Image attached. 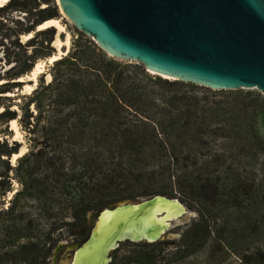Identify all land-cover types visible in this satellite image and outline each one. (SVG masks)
Returning a JSON list of instances; mask_svg holds the SVG:
<instances>
[{
  "label": "trees",
  "instance_id": "obj_1",
  "mask_svg": "<svg viewBox=\"0 0 264 264\" xmlns=\"http://www.w3.org/2000/svg\"><path fill=\"white\" fill-rule=\"evenodd\" d=\"M39 4L45 8L37 10ZM8 11L31 18L11 20L0 37L9 66L0 72L6 81L0 84V264H48L63 231L79 236L89 213L128 199L164 196L196 207L200 219L181 238L180 250L198 249L211 236L219 240L217 210L246 216L253 232L264 228L260 92H215L149 76L141 65L107 57L74 28L67 55L51 66L50 83L41 76L37 88L23 96L18 115L1 102H11L7 95L22 86L16 80L52 56L54 29H37L60 12L53 0H10L0 7L1 29ZM28 35L33 37L23 42ZM12 121L40 146L17 159L14 177L10 160L20 145L10 141ZM32 164L47 175L29 171ZM23 175L29 183H21L5 208L12 180ZM63 198L68 218L52 215ZM250 258L240 264H253Z\"/></svg>",
  "mask_w": 264,
  "mask_h": 264
},
{
  "label": "water",
  "instance_id": "obj_2",
  "mask_svg": "<svg viewBox=\"0 0 264 264\" xmlns=\"http://www.w3.org/2000/svg\"><path fill=\"white\" fill-rule=\"evenodd\" d=\"M55 1L60 14L113 60L137 63L155 76L215 92L256 90L264 96V0ZM67 53L55 55L59 58L47 61L48 65ZM29 74L20 83H32ZM158 199L177 202L184 209L177 219L187 215L177 199L164 196L109 205L87 215L88 234L82 243L59 245L48 264H81L82 256L94 249L99 252V261L105 258L110 264L111 253L122 243L167 240V229L154 241H132L121 239L122 227L116 228L118 219H123L125 226L133 213L131 208L145 206L148 211V205ZM105 213L114 214L110 223L113 231L93 238ZM173 221H167L168 227ZM61 250L65 255L62 262L58 260Z\"/></svg>",
  "mask_w": 264,
  "mask_h": 264
},
{
  "label": "rangeland",
  "instance_id": "obj_3",
  "mask_svg": "<svg viewBox=\"0 0 264 264\" xmlns=\"http://www.w3.org/2000/svg\"><path fill=\"white\" fill-rule=\"evenodd\" d=\"M56 4V1L53 0ZM45 8L44 4H39L37 10H42ZM35 10L32 11L31 14H34ZM30 13H21V12H6L2 19V29L0 28V37L6 34V29L11 27L10 21L12 20H20L27 21L31 18ZM60 26L63 28L61 32L57 30V28H53L55 31L54 41L52 43L53 54L50 58L55 55H60V52L69 51L71 42H72V32L74 27L60 14V17L56 19ZM5 26V27H4ZM25 37V36H23ZM25 42L27 40L23 39ZM33 37V36H32ZM90 39V38H89ZM1 40V39H0ZM68 40V44L66 45L65 41ZM92 41V39H90ZM57 41L62 42L61 46L58 48L56 45ZM39 60L37 63H43V70L32 83H21V87L15 91L13 94H8L7 96L11 97V102L2 101V104L10 105L11 110H15L18 115H20V107L24 105V100L22 99L24 95H29L33 90L37 88L40 84V77L43 76V80L45 84L50 83L51 75L50 69L51 65H48L47 61L49 59ZM59 58V57H58ZM63 58V57H61ZM121 64L126 65H140L137 63H128L115 60ZM52 62V61H51ZM36 63V64H37ZM142 66V65H141ZM9 68L8 65L3 61V52L0 50V72L3 73L5 70ZM147 73V72H146ZM149 76H155L153 74L147 73ZM158 77V76H155ZM23 78V77H22ZM163 80L162 77H159ZM20 80H16V82H23ZM171 81V80H168ZM6 82L5 80H1L0 84ZM203 88V87H202ZM204 91V90H202ZM3 111V108H0V112ZM8 131L11 133L10 141L17 142L20 145L18 156L14 158V155L11 157L10 166L13 168L10 171V175L14 177L16 175V168L18 166L17 159L24 156L35 154L38 145L32 144V141H29V137H26L25 134L20 130L17 121H14L12 125L9 123ZM9 137V136H8ZM35 139V138H34ZM33 140V139H32ZM22 155L19 156L20 151ZM37 164L30 165L29 171L32 169V173L40 172L43 176L47 175L44 169H38ZM14 170V171H13ZM12 180V192L7 194V198L5 201V208L9 206V202L14 199V195L17 191L22 189L21 183L27 185L29 180L25 178L23 175L21 179ZM170 198V197H167ZM140 200H123L125 201H142ZM186 209L187 215L180 217L172 222V225L167 228L166 235L167 240L162 242H156L154 244H149V248H142L141 245L145 244H129L122 243L119 247L111 253V263L110 264H141V263H131L133 259H137L143 261L146 260L148 256H156V264H240L242 260H246L248 256H251L250 260L253 261V264H264V228L257 232L251 231V229L246 225V216L240 214H228L227 211L217 210V213L213 216V222L218 230L219 240H216L213 236H211L207 241L193 251H189L187 249H179L181 242V238L186 234L189 227L196 221L200 219L198 209L196 207L189 208L186 204L178 200ZM32 202V201H31ZM57 206V210L52 212L53 216H62L68 218L70 217V211L67 209L69 206V202L67 198H63ZM31 206L33 203H28ZM116 204V203H113ZM36 205V204H35ZM112 205V204H110ZM34 209V208H30ZM35 211V209L33 210ZM61 219V217H60ZM45 221V220H44ZM249 221V220H248ZM222 228V229H221ZM83 229L85 231L83 233H79V236L69 237L66 231L62 232V237L55 248L59 245L65 244H78L82 243L88 234V229L85 226ZM40 234V233H37ZM214 238V239H213ZM54 248V250H55ZM53 250V251H54ZM52 251V253H53ZM52 256V254H51ZM64 250H61L58 254V260L60 262L64 261ZM51 257L48 260L50 261Z\"/></svg>",
  "mask_w": 264,
  "mask_h": 264
},
{
  "label": "bare ground",
  "instance_id": "obj_4",
  "mask_svg": "<svg viewBox=\"0 0 264 264\" xmlns=\"http://www.w3.org/2000/svg\"><path fill=\"white\" fill-rule=\"evenodd\" d=\"M8 0H0V6L6 3ZM57 28L59 32L63 30L57 20H50L43 24H41L38 29L43 30L47 28ZM31 35L23 37V39L30 38ZM66 45L68 44V40L65 41ZM62 42L57 41L56 45L58 48L61 46ZM58 59L57 56L50 58V61ZM43 70V63L35 64L32 72L29 74L30 80H34L38 74H40ZM20 81L23 78L19 79ZM14 124V121L11 122ZM22 150L19 153V156L22 155ZM18 155H14V158ZM149 206V210L145 211V206L143 207H135L131 208L132 214L131 217L126 221L125 226H123V219H118L119 224H117L116 228H121V239L129 238L132 241H139L142 239H146L148 241L156 240L159 235L168 228L167 221L175 220L183 213V208L177 202H166L165 200H156L151 203ZM164 212L163 215H161ZM137 213H142L138 214ZM114 214L105 213L98 223L93 238L99 235V233H105V235H109L113 231V225L110 226L112 221V217ZM81 264H106L107 260L103 258L102 261H99V252L95 250L90 254L82 256Z\"/></svg>",
  "mask_w": 264,
  "mask_h": 264
}]
</instances>
